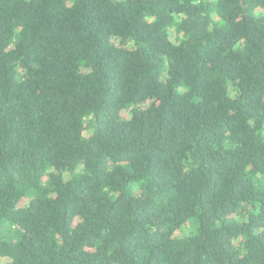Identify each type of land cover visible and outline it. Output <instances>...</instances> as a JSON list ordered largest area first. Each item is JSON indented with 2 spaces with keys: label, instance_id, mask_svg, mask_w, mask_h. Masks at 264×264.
<instances>
[{
  "label": "trees",
  "instance_id": "trees-1",
  "mask_svg": "<svg viewBox=\"0 0 264 264\" xmlns=\"http://www.w3.org/2000/svg\"><path fill=\"white\" fill-rule=\"evenodd\" d=\"M0 264H264V0H0Z\"/></svg>",
  "mask_w": 264,
  "mask_h": 264
},
{
  "label": "rangeland",
  "instance_id": "rangeland-1",
  "mask_svg": "<svg viewBox=\"0 0 264 264\" xmlns=\"http://www.w3.org/2000/svg\"><path fill=\"white\" fill-rule=\"evenodd\" d=\"M173 40H174V38H173Z\"/></svg>",
  "mask_w": 264,
  "mask_h": 264
}]
</instances>
